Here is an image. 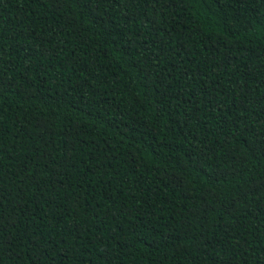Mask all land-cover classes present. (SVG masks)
I'll return each mask as SVG.
<instances>
[{"label":"trees","instance_id":"trees-1","mask_svg":"<svg viewBox=\"0 0 264 264\" xmlns=\"http://www.w3.org/2000/svg\"><path fill=\"white\" fill-rule=\"evenodd\" d=\"M0 264H264V0H0Z\"/></svg>","mask_w":264,"mask_h":264}]
</instances>
